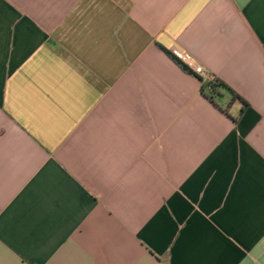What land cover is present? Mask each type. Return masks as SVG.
I'll return each mask as SVG.
<instances>
[{
	"label": "crops",
	"instance_id": "0c3cea01",
	"mask_svg": "<svg viewBox=\"0 0 264 264\" xmlns=\"http://www.w3.org/2000/svg\"><path fill=\"white\" fill-rule=\"evenodd\" d=\"M0 264H264V0H0Z\"/></svg>",
	"mask_w": 264,
	"mask_h": 264
},
{
	"label": "built area",
	"instance_id": "2783aa9c",
	"mask_svg": "<svg viewBox=\"0 0 264 264\" xmlns=\"http://www.w3.org/2000/svg\"><path fill=\"white\" fill-rule=\"evenodd\" d=\"M170 50L183 65L198 75L202 82V86L204 85L207 90H211L213 88V84H215L217 76L206 70L203 65L199 64L192 53L177 47Z\"/></svg>",
	"mask_w": 264,
	"mask_h": 264
},
{
	"label": "trees",
	"instance_id": "16d2710c",
	"mask_svg": "<svg viewBox=\"0 0 264 264\" xmlns=\"http://www.w3.org/2000/svg\"><path fill=\"white\" fill-rule=\"evenodd\" d=\"M165 51L171 55L178 63H180L185 69L189 70L185 65H183L178 58H176L170 49L165 48ZM190 71V70H189ZM221 89L230 90L236 97L243 99L238 93H236L229 85H227L223 80L217 77L215 84H213V88L211 90H207L206 87L202 86V91L208 95L212 100H214L217 96L221 95Z\"/></svg>",
	"mask_w": 264,
	"mask_h": 264
}]
</instances>
